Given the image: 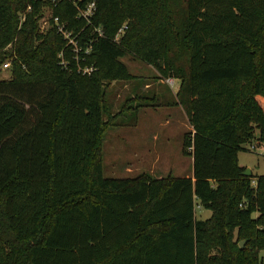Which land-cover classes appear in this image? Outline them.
Segmentation results:
<instances>
[{"label": "trees", "instance_id": "obj_1", "mask_svg": "<svg viewBox=\"0 0 264 264\" xmlns=\"http://www.w3.org/2000/svg\"><path fill=\"white\" fill-rule=\"evenodd\" d=\"M91 1L88 24L72 0H0V264H264V175L237 161L264 142V0L79 5ZM56 16L88 54L73 56ZM130 54L180 79L193 178L103 176L101 135L134 109L133 93L117 115L108 100L112 81L135 79Z\"/></svg>", "mask_w": 264, "mask_h": 264}, {"label": "rangeland", "instance_id": "obj_2", "mask_svg": "<svg viewBox=\"0 0 264 264\" xmlns=\"http://www.w3.org/2000/svg\"><path fill=\"white\" fill-rule=\"evenodd\" d=\"M174 5L176 7L181 6L182 0H174ZM49 17L50 13L46 9L45 18L41 21L43 30L48 27ZM178 20H180V17ZM9 50L10 47L0 50V61L5 58ZM122 60L127 64L132 74H145L147 77L155 74L147 62L134 55H127ZM11 76L10 67L5 68L0 64V80L10 79ZM175 83L180 84V80H175ZM166 84L168 83L166 82ZM133 86L131 81L111 82V86L108 89V100L111 102L114 115H117L121 110L122 103L133 93ZM177 110V107L170 106L151 108L147 111V116L144 114L145 111L140 112L137 127L118 128V126H112L106 132H103L101 135L103 176L106 178H133L145 172L150 173L153 164L152 160L140 164L139 155L137 157L134 155L139 153L140 150V153L145 152L144 150L149 151L154 145L157 146L159 154L162 156L161 161L155 164V170L157 169V172L159 171L162 176H177L181 173L180 169H184L182 170L184 171L183 173L190 171L192 159L188 155H184L182 151L184 135L188 133L185 132L187 127L177 128L174 121L171 124L167 123V119L170 118L169 115L175 116ZM124 119L125 121L133 120V111L131 109L127 112ZM105 120H107V117ZM118 121H122V119L118 118L117 123ZM156 134L157 138L154 136ZM257 134L258 132L255 131V135ZM251 143L248 142L242 146V149L237 153V161L242 167L248 168L252 175H264V142L260 145L258 144L255 151L249 149ZM195 213L198 219L202 217L199 206H196ZM240 241H244L241 248L247 250L249 242L245 239H236L237 247H239ZM258 259L264 263V249L258 251Z\"/></svg>", "mask_w": 264, "mask_h": 264}, {"label": "crops", "instance_id": "obj_3", "mask_svg": "<svg viewBox=\"0 0 264 264\" xmlns=\"http://www.w3.org/2000/svg\"><path fill=\"white\" fill-rule=\"evenodd\" d=\"M150 65V64H148ZM150 67L154 70V75L151 77L145 76V74H134L135 79L131 81V84L134 86L132 87L133 96L135 97V101L133 102L134 109H133V120H130L129 123H127L124 126H118V128L121 127H137L139 123V114L141 111H145V116L148 115V110L151 108H158L161 106H170V107H177L178 110L175 113V116H170V118L167 119V123L171 124L174 121V124L177 128H183V126L187 127V130L185 132H191L193 130V127L190 123L189 117L180 104L178 100V92L181 86V81L180 84H174L173 87H170L168 84L165 82V78L161 73L155 69L152 65ZM175 80L178 78L173 77ZM180 80V79H179ZM124 82V81H123ZM130 82V81H126ZM166 110V109H164ZM174 119V120H173ZM155 138H157V134L154 135ZM185 138V135H184ZM184 141V140H183ZM141 151V150H140ZM137 153L134 156L137 157L139 155V158L141 159L139 162L141 163H146L148 160H152V169L150 174L157 178H163L167 176H162L159 171L157 172V169L155 170V164L159 161H161V155L159 154V151L157 149V146L154 145L149 151L144 150L145 152L142 153ZM149 155V156H148ZM189 158L192 160V167L190 168V171H186V173H183L184 169H180L181 173L177 176L173 177H192L193 178V156L189 155ZM137 159V158H136ZM138 160V159H137ZM239 166H241L238 163ZM155 170V171H154ZM179 170V171H180ZM251 172V171H250ZM149 173V172H147ZM170 176V175H168ZM196 206H199L200 208V214L201 218L200 219H207L211 216L212 211L210 209L203 208L199 201L196 200L195 202ZM197 217V216H196Z\"/></svg>", "mask_w": 264, "mask_h": 264}, {"label": "built area", "instance_id": "obj_4", "mask_svg": "<svg viewBox=\"0 0 264 264\" xmlns=\"http://www.w3.org/2000/svg\"><path fill=\"white\" fill-rule=\"evenodd\" d=\"M53 2L56 3L57 0H52ZM81 0H72V2L75 4V6L77 7L78 10V17H83L84 19H86L88 21V24L91 22V16L96 8V4L94 1L89 2L86 7H81L79 5V2ZM55 24L57 26L58 32H60L64 39L66 40V47H68L70 49V51L73 53V56L78 59L79 58V54L80 52L84 51L86 54H88L92 48V40H90L86 47L85 50L83 49L82 45H81V38H80V33L74 34V32L68 30V28H66L65 24L63 22H60L59 17H55L54 18ZM127 28V26H123L119 32H123L124 29ZM96 31L98 33V36H104V33L102 31L101 28H96ZM120 37V33L116 36V41L119 39ZM62 56V53L60 54ZM63 64H65V62H62ZM5 68L10 66V63L7 62L3 65ZM94 70V67H86V68H81L79 67V71L83 72V74H90L92 71ZM166 82L168 83V85L170 87H173L175 84V79L173 77H168L166 79ZM258 146L257 142L252 141V143L249 145V149L252 151L256 150V147ZM254 183V181L252 182Z\"/></svg>", "mask_w": 264, "mask_h": 264}, {"label": "water", "instance_id": "obj_5", "mask_svg": "<svg viewBox=\"0 0 264 264\" xmlns=\"http://www.w3.org/2000/svg\"><path fill=\"white\" fill-rule=\"evenodd\" d=\"M250 174H251V172L248 168H245V170L242 172V175H244V176H250ZM243 243H244V241H240L239 246L243 247Z\"/></svg>", "mask_w": 264, "mask_h": 264}]
</instances>
